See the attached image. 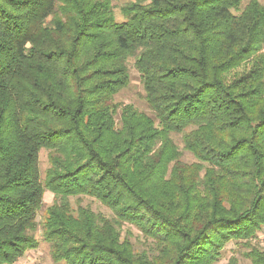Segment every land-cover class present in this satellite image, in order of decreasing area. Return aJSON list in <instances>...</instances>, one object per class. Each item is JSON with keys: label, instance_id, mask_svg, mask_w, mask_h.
<instances>
[{"label": "trees", "instance_id": "trees-1", "mask_svg": "<svg viewBox=\"0 0 264 264\" xmlns=\"http://www.w3.org/2000/svg\"><path fill=\"white\" fill-rule=\"evenodd\" d=\"M113 1L0 0V264L39 246L46 190L55 263L215 264L235 241L264 264V2L129 0L118 21ZM131 58L154 116L117 120Z\"/></svg>", "mask_w": 264, "mask_h": 264}, {"label": "rangeland", "instance_id": "rangeland-1", "mask_svg": "<svg viewBox=\"0 0 264 264\" xmlns=\"http://www.w3.org/2000/svg\"><path fill=\"white\" fill-rule=\"evenodd\" d=\"M129 0H114V11L116 19L118 21L125 20V17L122 13V6ZM264 2V0H261ZM129 69H130V83L127 87L120 90L114 98V102L119 105L118 113L116 115L117 120L120 117L121 107L126 104H133L138 109L147 112L148 114L154 116V113L150 109L146 98L145 90L141 82L140 74L135 67V60L131 58L129 60ZM174 138L183 151L182 160L186 162L195 161V157L188 151L184 150L183 142L180 134H174ZM49 151L42 149L40 151V170L42 178L45 177L46 170L49 167ZM54 201V194L49 190H46L44 194V202L42 208L38 212V229L36 231V236L39 239V246L36 249L28 250L21 258L18 259L14 264H66L64 262L55 263L50 254L49 244L44 240L42 222L46 212V209ZM71 201L74 206L78 205V202L85 206H90L92 209L98 212H102L106 215H111V211L105 207L102 203L90 196H84L81 200H78L75 197H71ZM122 236L129 237L139 249L149 248L148 242L143 238L142 233L136 227L130 224H124L122 226ZM253 243L259 244L260 247L264 248V227L258 232L256 238L253 240ZM247 250V246L243 242L231 241L227 243L223 256L219 262L215 264H229L232 258H236L237 264H252L251 260L244 256V252Z\"/></svg>", "mask_w": 264, "mask_h": 264}]
</instances>
